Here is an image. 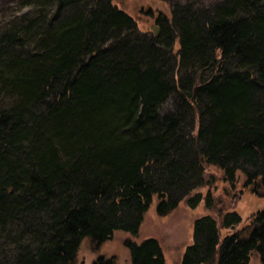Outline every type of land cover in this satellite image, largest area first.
<instances>
[{"label":"trees","instance_id":"obj_1","mask_svg":"<svg viewBox=\"0 0 264 264\" xmlns=\"http://www.w3.org/2000/svg\"><path fill=\"white\" fill-rule=\"evenodd\" d=\"M34 2L0 22V264H75L84 237L136 234L154 196L160 216L195 207L206 164L264 197V0L176 3L157 35L113 0ZM219 237L196 218L179 264H264V207ZM125 244L167 264L156 237Z\"/></svg>","mask_w":264,"mask_h":264},{"label":"rangeland","instance_id":"obj_2","mask_svg":"<svg viewBox=\"0 0 264 264\" xmlns=\"http://www.w3.org/2000/svg\"><path fill=\"white\" fill-rule=\"evenodd\" d=\"M222 0H113L118 8L123 9L134 17L137 27L141 32L153 34L152 26L159 33L160 24L158 17H171V10L176 3L196 2L197 5L209 7ZM25 0H0V22L7 21L13 15L34 9L36 2L23 6ZM177 47V45H176ZM172 98L167 100L163 109L171 106ZM197 129V125L196 128ZM222 170L215 165H205V176L214 175L212 184L202 185L193 193H202V198L195 207H190L186 199H182L178 206L164 216L156 212V196L143 215V220L136 234L122 230H115L110 239L105 240L94 249L88 237L81 239L76 252L75 264H92L100 255L113 257L117 264H130L129 250L126 240L139 242L145 237H156L162 247L163 255L167 264H179L186 246L193 242L194 220L203 215H211L218 220L219 239L225 234L237 230L247 224L249 216L264 207V197H259L243 187L244 176L237 172V181L234 186L222 178ZM210 191L214 206L205 207L204 195ZM235 211L241 216V223L232 229L220 225V217L223 213ZM248 264H262L258 254L251 252Z\"/></svg>","mask_w":264,"mask_h":264},{"label":"water","instance_id":"obj_3","mask_svg":"<svg viewBox=\"0 0 264 264\" xmlns=\"http://www.w3.org/2000/svg\"><path fill=\"white\" fill-rule=\"evenodd\" d=\"M152 31L154 35L158 34L157 28L155 26H152Z\"/></svg>","mask_w":264,"mask_h":264}]
</instances>
